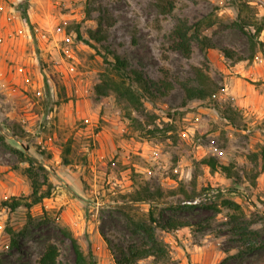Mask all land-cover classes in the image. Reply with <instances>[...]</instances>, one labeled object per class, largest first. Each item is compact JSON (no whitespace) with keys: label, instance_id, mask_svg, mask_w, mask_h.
Wrapping results in <instances>:
<instances>
[{"label":"rangeland","instance_id":"rangeland-1","mask_svg":"<svg viewBox=\"0 0 264 264\" xmlns=\"http://www.w3.org/2000/svg\"><path fill=\"white\" fill-rule=\"evenodd\" d=\"M233 1L174 0L163 14L159 0H0V264H39L50 242L60 248L57 264H76L64 229L98 264H115L117 249L141 243L137 227L149 221V204L131 195L146 188L162 193L160 224L189 226L182 237L158 228L169 256L138 264H177L185 237L208 245L207 253H215L209 239L226 252L212 264H264V173L257 177L264 162V55L246 32L264 25V0H238L246 3V31L235 24ZM181 19H203L212 47L193 40L189 56L173 49L169 34ZM99 21L107 38L94 42L96 49L77 38V28L87 37ZM258 40L264 42V28ZM113 52L167 85L165 94H147L144 110H132L143 128L127 118L115 92L95 91L114 73L102 57ZM195 67L219 88L214 96L186 100L182 84L197 85ZM29 155L46 167L38 168L39 178L52 183V193L30 211H11L3 201L32 193ZM211 155L230 165L231 178L202 162ZM210 187L228 193L214 206L182 204ZM9 226L24 232L18 246L10 245Z\"/></svg>","mask_w":264,"mask_h":264},{"label":"trees","instance_id":"trees-1","mask_svg":"<svg viewBox=\"0 0 264 264\" xmlns=\"http://www.w3.org/2000/svg\"><path fill=\"white\" fill-rule=\"evenodd\" d=\"M174 4V0H159L158 3L160 11L163 14L170 13L174 9ZM233 5H235L238 10V17L235 24L242 30L246 31V27L249 23H247V21L242 17V12L245 10L244 7L246 6V3L234 0ZM204 25L205 22L203 19L193 23L185 19L179 20L169 34V38L172 42V48L180 50L185 56H189L192 53L193 40H196L202 49L212 47L211 39L202 33ZM211 25L212 23H208V26ZM263 28L264 25L261 23L252 32H246L249 35L253 50H258L261 47V52L264 55V49H262L264 48V42L258 40ZM77 38L89 46L97 49L94 42H102L107 38L106 30L103 27L102 21L98 22V26L95 29L88 30L87 37L82 35L81 31L77 28ZM222 51L227 57H233V51L230 49L224 48ZM102 57L111 72L114 73H112L113 75L105 74L103 76L101 82L95 86L96 93L99 96H106L112 91L115 92L118 99L125 104L127 109V118H129L131 123L135 124L137 128H143L142 121L133 115L132 110H144V99L147 94H165L167 85L163 80L154 81L143 72L131 69L126 57L121 56L117 52L112 53L111 59H109L106 54L102 55ZM237 59L239 60L242 58L237 57ZM195 74L197 78V85H188L187 83L182 84L186 100L206 99L214 96L219 88L213 87L211 78L204 72L203 68L195 67ZM210 84H212V86ZM168 115L172 117L170 113H168ZM262 151L264 152V144ZM255 156L256 160H258V155ZM26 158L29 166L25 168V173L31 180L32 193L29 200L12 198L10 200L3 201V205L11 211H14L22 206L30 211L32 206L41 203L45 198L50 197L52 193V183L47 182L46 178L42 183L39 178V169L46 171V167L39 162V159L36 156L29 155ZM202 162L205 163L212 171L222 172L227 178H231L233 175L230 165L222 163L215 156L211 155L204 157ZM65 163L68 164L67 159H65ZM35 164H37L38 167H35ZM260 165L261 169L257 171V177L258 175L264 173V162L260 163ZM44 185H46L47 188L43 191L42 188ZM161 196L162 193H160V190L150 191L149 188L143 189L142 191H135V193L131 195L132 201L145 202L149 204L148 214L150 219L149 221L139 224L137 227L138 230L143 232L141 243L130 245L126 249H117L115 264H138L140 260L151 256L154 258L169 256V244L158 236L157 229L163 228L165 230H176L188 227L189 224L177 221L176 219H169L168 221H165L164 224H160L155 217V208L156 205L161 203L159 200ZM224 204L230 207L234 206L235 208H240L238 203L231 200H226ZM210 206L214 205L210 204ZM29 217H31L30 213ZM63 231L72 243L76 264H98L95 255L91 251L86 253L83 250L78 238L74 236L70 230L64 229ZM7 232L10 236V245L18 246L19 237L24 232L17 231L12 226L7 227ZM256 234V232L253 233V235ZM260 246L264 247V242ZM248 248L253 250L256 247L255 245H251ZM59 256L60 248L57 244L50 242L46 245L38 262L39 264H57ZM224 261L225 259L220 263L222 264Z\"/></svg>","mask_w":264,"mask_h":264},{"label":"crops","instance_id":"crops-1","mask_svg":"<svg viewBox=\"0 0 264 264\" xmlns=\"http://www.w3.org/2000/svg\"><path fill=\"white\" fill-rule=\"evenodd\" d=\"M263 174V173H262ZM187 227H183L180 229H176L175 232L177 236H181L184 234ZM174 240L171 241V243ZM186 246L185 249L182 248L181 251H178L176 254L177 264H212L216 257L219 258L222 255L226 254L225 251L220 250L217 243L213 240L209 239V249L215 248V253L213 252H205L204 250L208 245L205 244H193L190 238H183L182 240Z\"/></svg>","mask_w":264,"mask_h":264},{"label":"built area","instance_id":"built-area-1","mask_svg":"<svg viewBox=\"0 0 264 264\" xmlns=\"http://www.w3.org/2000/svg\"><path fill=\"white\" fill-rule=\"evenodd\" d=\"M227 193L228 191L226 189L220 187H210V188H206L198 195L182 201V204L186 206L206 205L223 197Z\"/></svg>","mask_w":264,"mask_h":264}]
</instances>
